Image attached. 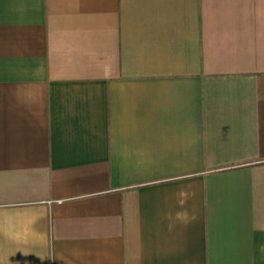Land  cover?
I'll return each mask as SVG.
<instances>
[{
	"label": "crops",
	"instance_id": "crops-1",
	"mask_svg": "<svg viewBox=\"0 0 264 264\" xmlns=\"http://www.w3.org/2000/svg\"><path fill=\"white\" fill-rule=\"evenodd\" d=\"M0 264H264V0H0Z\"/></svg>",
	"mask_w": 264,
	"mask_h": 264
}]
</instances>
